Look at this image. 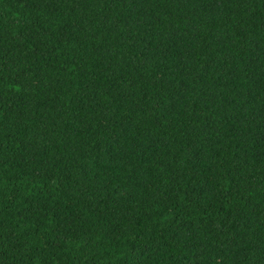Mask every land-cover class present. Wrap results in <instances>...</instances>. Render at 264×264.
I'll list each match as a JSON object with an SVG mask.
<instances>
[{
	"label": "trees",
	"instance_id": "16d2710c",
	"mask_svg": "<svg viewBox=\"0 0 264 264\" xmlns=\"http://www.w3.org/2000/svg\"><path fill=\"white\" fill-rule=\"evenodd\" d=\"M0 264H264V0H0Z\"/></svg>",
	"mask_w": 264,
	"mask_h": 264
}]
</instances>
